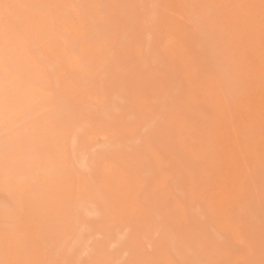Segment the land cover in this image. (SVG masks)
Wrapping results in <instances>:
<instances>
[{
	"label": "rangeland",
	"instance_id": "obj_1",
	"mask_svg": "<svg viewBox=\"0 0 264 264\" xmlns=\"http://www.w3.org/2000/svg\"><path fill=\"white\" fill-rule=\"evenodd\" d=\"M0 264H264V0H0Z\"/></svg>",
	"mask_w": 264,
	"mask_h": 264
},
{
	"label": "bare ground",
	"instance_id": "obj_2",
	"mask_svg": "<svg viewBox=\"0 0 264 264\" xmlns=\"http://www.w3.org/2000/svg\"><path fill=\"white\" fill-rule=\"evenodd\" d=\"M51 38V37H50ZM176 52V51H175ZM32 64V63H31ZM34 65V64H33ZM33 65H30L31 67H33ZM34 68H36V67H34ZM31 69V68H30ZM33 71V70H32ZM34 73V72H33ZM191 74V73H190ZM196 76V75H195ZM192 79V78H191ZM201 83V82H200ZM17 86V85H16ZM25 93V92H24ZM80 94V93H79ZM76 95V94H75ZM23 96V95H22ZM260 98H263V97H260ZM240 109H241V107H240ZM238 110H239V108H238ZM240 111V110H239ZM238 114V113H237ZM238 128V127H237ZM242 132V131H241ZM236 133V132H235ZM236 142V141H235ZM234 167V166H233ZM221 168V167H220ZM227 170V169H226ZM230 170V169H229ZM228 170V171H229ZM231 171V170H230ZM229 171V172H230ZM233 171V170H232ZM230 174V173H229ZM226 175H228V174H226ZM231 175H233V174H230V175H228V176H231ZM227 176V177H228ZM125 178V177H124ZM225 187H227V186H225ZM228 188V190H231L230 189V187H227ZM223 189V188H222ZM225 190V189H224ZM221 191V190H220ZM232 191V190H231ZM231 191H229L230 193H231ZM225 192V191H224ZM229 196V195H228ZM16 198V197H15ZM12 199V198H11ZM148 217V216H147ZM152 220V219H151ZM85 222V221H84ZM99 251V250H98Z\"/></svg>",
	"mask_w": 264,
	"mask_h": 264
}]
</instances>
